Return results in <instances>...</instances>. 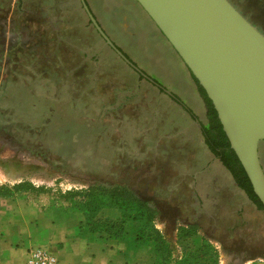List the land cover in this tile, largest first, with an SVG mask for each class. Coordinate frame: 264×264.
<instances>
[{"label":"rangeland","instance_id":"374dc122","mask_svg":"<svg viewBox=\"0 0 264 264\" xmlns=\"http://www.w3.org/2000/svg\"><path fill=\"white\" fill-rule=\"evenodd\" d=\"M85 1L112 42L181 107L106 45L81 0H0V203L25 198L46 207L81 206L92 229L111 234L138 216L144 238L160 239V252L178 257V264H244L235 260L264 256L263 215L250 211L239 220L230 214L233 209H223L216 223L204 216L207 238L218 243L205 239L188 251L175 237L164 240L154 231L153 206L137 202L133 192L151 200L172 176L173 163L164 154L155 159V131L159 139L172 133L161 131L164 117L180 111L207 127L212 114L188 68L135 0ZM229 1L264 34V0ZM25 28L32 40L22 47ZM10 40L18 42L14 55L8 53ZM22 48L34 55H17ZM153 112L162 117L158 123L148 115ZM193 123L188 119L180 129L189 126L190 137L198 138ZM167 141L160 140L159 148L171 149L174 142ZM119 146L132 154L130 167L124 166L126 158L115 165ZM195 146L186 144L183 152L191 156ZM144 150L147 155L135 159ZM260 158L264 168V142ZM216 194L224 203L234 202L228 191ZM160 207L174 225L178 210ZM185 230L181 236L195 228ZM219 243L229 258L220 257Z\"/></svg>","mask_w":264,"mask_h":264},{"label":"crops","instance_id":"0c3cea01","mask_svg":"<svg viewBox=\"0 0 264 264\" xmlns=\"http://www.w3.org/2000/svg\"><path fill=\"white\" fill-rule=\"evenodd\" d=\"M28 31L22 29V47L29 43ZM17 44L18 42L10 40L8 53L14 55L13 45ZM24 48L17 55L21 54L29 58L30 55H34L32 52L28 54ZM176 104L181 107L179 103ZM148 115L157 123L159 118H162L157 112ZM164 118L161 131L173 132L166 134L167 136L162 133L159 139L155 131L157 139H154L155 146L152 150L155 153V159L158 154L161 157L165 155L173 163V173L170 178H168L170 174L167 177L168 185H165V191H156L151 197V205L156 217L154 231L159 233L164 240L175 237L181 242L178 247L188 251L191 246L192 249L200 247L205 239L212 243L217 242L212 238H207L201 225L204 216L208 222L215 221L216 223L220 221L219 212L223 213L226 212L223 209L231 208L233 212L230 214L238 216L239 220L247 211L262 214L264 219V211L240 187L231 169L224 165L208 146L203 134V130H207L208 127L200 124L189 111H180L176 113V116L174 114L171 118L167 116ZM169 119L171 122H167ZM188 119L193 120L194 129L196 127L200 137L191 138L190 131L193 128L189 126L180 129L184 124L187 125ZM160 140H168L174 144L171 149H162L159 148ZM186 144H196L194 153L189 155L190 157L183 152ZM125 149L119 146L118 151L120 152L116 157L117 164H115L117 167H121L120 160L123 158L128 161L124 165L126 167H130V161L134 162L132 154L127 153ZM122 151H125L124 155ZM177 152L181 154V159L177 157ZM146 155L147 151L144 150L142 153L139 152L137 158H134L138 159ZM219 189L228 191L233 196L234 202L224 203L221 195L216 194ZM161 203L170 209L180 211L182 221H176L173 217L174 225H170V217H163ZM90 226L87 223L85 210L81 206L46 207L32 204L25 198L5 200L0 203V264H29L30 252L36 249H42L52 255L56 264H178V257L168 258L160 252V239L147 240L144 238L142 221L138 216L128 217L117 234H111L112 231L107 229L94 230ZM191 227L195 228L193 232L181 236L182 232L186 231L185 229ZM243 246L248 247L246 243ZM218 251L221 258H229L220 243ZM247 252L244 250L242 253ZM242 253L240 252L241 255ZM180 259L182 261V257ZM260 259H264L262 253L253 258H237L235 261L250 264Z\"/></svg>","mask_w":264,"mask_h":264},{"label":"water","instance_id":"95a60500","mask_svg":"<svg viewBox=\"0 0 264 264\" xmlns=\"http://www.w3.org/2000/svg\"><path fill=\"white\" fill-rule=\"evenodd\" d=\"M135 1L205 91L264 207V34L229 0ZM81 3L106 45L146 78L108 37L86 1Z\"/></svg>","mask_w":264,"mask_h":264},{"label":"trees","instance_id":"16d2710c","mask_svg":"<svg viewBox=\"0 0 264 264\" xmlns=\"http://www.w3.org/2000/svg\"><path fill=\"white\" fill-rule=\"evenodd\" d=\"M191 73V72H190ZM192 75V74H191ZM193 79L196 81V83L199 85L198 81L194 78L192 75ZM200 90L204 94L208 104H209V110L212 114V118L210 121V124L208 126V129L203 130L204 137L206 139V142L210 149L213 151V153L216 155L220 161L226 165L229 169H231L232 173L234 174L236 180L238 181L239 185L241 188H243L251 197V199L254 200V202L258 205V207L264 211V207L255 195L253 188L251 186V183L242 167L240 164L238 158L236 157L235 153L232 151L230 148L229 141L222 129L221 123L218 119L217 113L211 103V101L207 98V95L203 88L199 85ZM214 134V136H213ZM133 195L136 198V201L149 206V203L151 205V200H144L142 199L139 195L137 197L135 193L133 192ZM166 215H163L165 217ZM176 218V221H182V213L177 211L176 214L173 216Z\"/></svg>","mask_w":264,"mask_h":264},{"label":"built area","instance_id":"2783aa9c","mask_svg":"<svg viewBox=\"0 0 264 264\" xmlns=\"http://www.w3.org/2000/svg\"><path fill=\"white\" fill-rule=\"evenodd\" d=\"M29 264H56L55 258L43 251L42 249H36L30 252Z\"/></svg>","mask_w":264,"mask_h":264},{"label":"flooded vegetation","instance_id":"af4514ba","mask_svg":"<svg viewBox=\"0 0 264 264\" xmlns=\"http://www.w3.org/2000/svg\"><path fill=\"white\" fill-rule=\"evenodd\" d=\"M26 29V28H25ZM28 30V29H27ZM29 32V31H28ZM29 34H30V32H29ZM30 37H29V42L32 40V38H31V35H29ZM137 73V72H136ZM138 74V73H137ZM144 74V73H143ZM139 75V77H140V79H143V80H145V81H147L148 83H150V84H152L153 86H155L156 88H158L159 89V91H161V92H163L164 94H165V92H164V90L162 89V88H160L155 82H153L151 79H149L147 76H146V78L144 77V76H141L140 74H138ZM165 95H167V94H165ZM167 96H169V95H167ZM171 99H173V100H175V101H177V99H175V95H173V97H171V96H169ZM178 102V101H177ZM179 103V102H178Z\"/></svg>","mask_w":264,"mask_h":264}]
</instances>
